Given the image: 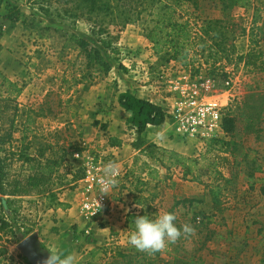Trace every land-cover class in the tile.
Masks as SVG:
<instances>
[{
  "label": "rangeland",
  "instance_id": "obj_1",
  "mask_svg": "<svg viewBox=\"0 0 264 264\" xmlns=\"http://www.w3.org/2000/svg\"><path fill=\"white\" fill-rule=\"evenodd\" d=\"M27 1L32 7L26 8V13L20 4L16 5L20 11L19 22L26 25L30 32H34L35 37L31 40L26 38L21 44L15 39L10 41L8 46L2 42L5 33L0 38V82L6 78L22 88V93L17 98L19 115L16 128L18 132L14 135L12 151L16 152L22 147L24 152L31 156L43 153L44 159L60 156L64 151L67 154L65 163L74 169L80 168L78 161L73 157L75 154L87 152L94 161L113 159L122 171V177L109 197L115 205L105 218L91 223L96 226L104 224L107 226L109 224L107 220L115 213L121 214L126 205L132 206L137 200L140 201L138 204L140 208L148 211L150 215L164 211L170 212L175 201L204 200L201 204L186 203L172 210V213L176 215L178 226L189 224L195 229L190 236L182 237L162 251L150 253L139 251L129 246L128 242L122 245L126 249H122L119 247L118 233H111L109 243L113 246H100L101 256L98 264H129L128 262L130 264H167L173 257L190 258L198 264H264V183L257 184L253 191H249L248 187L243 185L239 186L236 192H225L221 199L224 212L213 216L208 190L196 183L181 180L183 183L194 184L200 189L199 199L178 200L182 194L181 183H175L176 186H172L170 180L177 179L179 170L170 167L166 158L163 165L156 163V166L160 168L159 173H153L152 176L156 178L151 180L148 176L142 175L149 169L144 167L143 164L147 158L141 155L140 151L131 157L134 159L132 165L119 161L115 156L103 155V149L95 142L102 137L101 132L109 127V123H114L116 126L119 124L118 119L109 118V113L115 108L111 97H115L117 91L115 93L112 88L107 89V84L110 85L111 82L106 81L108 78L101 74L93 75L90 83L75 84V78L80 79L82 72L88 76L90 71L85 70V59L70 48L73 43L67 40V36L74 35L98 48L95 38L90 35L89 24L84 19L77 21L64 16L63 10L69 5H56L54 0ZM1 2L3 3V0ZM46 2L50 3L49 7L46 6ZM219 8L220 6L210 3L202 4L195 13L200 17L199 22L195 23V30L200 32L202 28L205 29L208 26L207 21L221 19ZM188 10L190 13L193 12V9ZM230 13L231 18L214 27L218 33L215 44L229 54L228 57L219 59L214 67L226 69L227 78L225 79L221 73H210L213 69L212 61L205 63L204 60H200L193 65H183L179 62L163 63L152 55L140 25L127 26L119 34L115 44L118 54L115 57L110 54L107 56L110 59L115 58L111 60L112 65L121 62L122 71L126 76L130 74L134 76V81L147 93L148 100L156 101L159 105L163 103L167 110L166 100L172 99L167 82L180 73L188 76L192 83L199 87L206 81L210 82L205 95L214 97L212 100L221 99L223 115L230 105H232L230 108L232 114H238L239 108L236 109L237 105L233 100L240 102L250 90L256 87L264 93L262 88L264 73L255 72L252 68L242 69L241 64L238 66L235 64L236 56L250 52L258 70L264 68V0H249L245 9L233 8ZM38 15L52 17L57 26L55 34L52 32L53 28L41 25L42 21L36 18ZM30 35L33 36V33ZM213 35V33L210 34V36ZM137 36L145 39L146 46L139 44ZM123 38L127 39L126 45H123L121 41ZM135 65L140 66V69H136ZM227 80H230L228 86L225 85ZM105 82H107L106 85ZM101 90L106 92L111 105L106 106V110H102V115L98 116L101 105L97 104L98 109H96L93 102H96L95 97L101 93ZM26 114L30 115L33 123L30 126L31 132L27 133L28 136L20 146L21 125L25 122ZM240 127L241 124H238V128ZM124 129L130 144L139 149L138 141H134V129L127 123ZM222 138L228 140L225 135ZM238 138L241 139L242 134ZM180 141L189 146L192 152L191 155L182 156L192 157L205 152L206 145L196 143L194 140L180 139ZM248 145L257 151L264 163V143H255L251 137ZM7 148L6 146V151L0 154V159L8 158L6 161L8 170L10 174H13L18 170L19 165L11 162ZM140 156L144 158V161L140 159ZM259 178H264V174L259 175ZM72 191L77 196L76 191ZM133 195L141 196V198L133 201ZM29 204H31L29 201H22L21 209L23 206L27 208ZM117 204L121 208L117 207ZM205 215L210 217V222L203 219ZM115 220L116 217H114ZM258 231L261 233L258 234ZM31 235L33 234L2 238L0 264H26V259L18 245ZM207 237L209 239L206 241ZM237 241L241 244L238 247L234 245ZM118 252H122L126 257L117 258Z\"/></svg>",
  "mask_w": 264,
  "mask_h": 264
},
{
  "label": "trees",
  "instance_id": "obj_2",
  "mask_svg": "<svg viewBox=\"0 0 264 264\" xmlns=\"http://www.w3.org/2000/svg\"><path fill=\"white\" fill-rule=\"evenodd\" d=\"M49 1V0H42ZM56 5L68 6L64 8L63 15L74 20L84 19L89 24L90 35L95 38L99 47L92 46L88 41L74 35L67 36L73 45L70 48L77 51L85 59V70L90 71L88 76L83 72L80 79L75 78V84L90 83L93 75L106 76L111 71L112 63L107 55L118 54L116 42L119 34L127 27L133 25L142 26L143 36L150 46L152 55L163 63L179 62L183 65H193L194 62L204 60L212 61V73H221L225 76V68L218 67L219 59L228 57L229 54L219 45L215 44L218 36L215 26L224 20L231 18L233 8L245 9L249 0H54ZM43 2V3H44ZM204 3L220 6L221 19L207 21V27L200 32L195 30V23L199 22V16L195 13ZM47 7L50 3H45ZM0 6L2 2L0 1ZM4 19L11 22H19L20 11L16 5L5 3ZM188 9H193L190 13ZM57 14L59 12L57 11ZM214 25V26H213ZM213 26V27H211ZM213 33V36L210 34ZM222 37V36H221ZM219 37V38H221ZM236 66L242 65V69L252 68L255 72L264 73V68L258 70L253 55L249 52L236 56ZM264 88V84H262ZM22 93V88L17 83L3 78L0 82V154L10 152L11 162L17 163L18 170L10 174L7 157L0 159V240L19 236H27L32 233V223L21 216V204L27 197H47L50 205L61 206L55 203V194L66 186L74 187V184L82 178V170L74 169L65 163L67 154L62 151L60 156L44 159L43 153L28 155L24 149L12 151L14 135L18 132L16 122L19 115L17 98ZM118 105L121 109L130 113L126 120L137 135L138 145L142 143L140 135L148 126H161L168 114L158 105L149 101L136 98L129 92L118 96ZM238 114H232L229 106L227 112L222 115L221 128L224 138L212 139L206 145L205 152L197 156L186 157L172 151L163 150L149 145L141 153L155 164L166 158L169 166L179 170L181 180L196 183L207 189L210 197L213 216L222 214V197L225 192H236L239 186L246 185L249 191H253L257 184L264 183V163L259 158L257 151L248 145L249 138L253 142L264 143V93L256 87L250 90L240 102L233 100ZM33 120L30 115H25L22 124L19 144L31 132L30 126ZM238 124L241 127L238 128ZM242 134V138H238ZM109 147L118 146L117 140L109 138ZM72 165V164H71ZM147 167V164H143ZM149 169V168H148ZM155 170H148L147 175L151 180L156 176ZM261 191L263 189L261 188ZM204 200L175 201L172 210L182 204H201ZM137 204L140 201L137 200ZM149 214L141 210L138 213H129L126 216L125 228L132 233L133 220L137 216ZM150 215V214H149ZM203 219L210 222V217L205 215ZM261 232L258 231V234ZM209 237L206 238V241ZM122 252L117 253V258H125ZM25 263L27 261L25 260ZM130 264V262H128ZM167 264H198L197 261L186 258L173 257Z\"/></svg>",
  "mask_w": 264,
  "mask_h": 264
},
{
  "label": "crops",
  "instance_id": "obj_3",
  "mask_svg": "<svg viewBox=\"0 0 264 264\" xmlns=\"http://www.w3.org/2000/svg\"><path fill=\"white\" fill-rule=\"evenodd\" d=\"M15 1H17V3H15ZM5 3H11L13 5L20 4L24 9V13H26L27 9L32 7L27 0H24V3L23 0H3L2 6H4ZM32 13L36 15L35 12ZM4 16L5 11L3 7H0V19L5 27V35L2 38L4 45L8 46L10 41H15V39L18 40L19 44H21L24 39L28 38L31 40L35 37V33L30 32V29L27 28L26 25L20 22L11 23L5 20ZM38 16H36V18L37 20L42 21L41 25H44L46 28H53L52 32L55 34L57 26L54 24L52 17ZM31 33H33V36L30 35ZM126 35L128 37V34ZM137 39L139 40V44L146 46V42L143 37L140 38L137 36ZM121 41L123 42V45H126L127 39L123 38ZM119 46H121V43H119ZM120 64L112 65L111 71L105 76L108 78L106 81L111 82L110 85L105 82V85L107 84V89L112 88L113 92L115 93L117 91L116 96L111 97L113 98L112 105L115 108L109 113V118L112 120L113 118L118 119L119 124L116 126L114 123H109V127L105 131L101 132L102 137H100V139L99 137H96L99 139V141L97 140L95 143L100 145L99 147L103 149V155H107L108 157L115 156L119 161H122L125 164L129 163V165H132L134 160L131 159V157L135 156L137 151H140V154L142 155L141 150L149 145H153L163 150L172 151L179 155H191L192 152L190 147L183 144V142H181L180 139H178L174 134V120L170 117L167 118L161 126H148L144 130V132L140 135L142 143L139 144V149H136L132 144H130L131 142L128 141L124 129L126 120L130 117V113L119 107L117 101L119 94L129 92L136 98L143 99L158 105L168 114V116L172 114L173 107L171 99L166 100L168 104V110L163 106V103L159 105L156 103V101L153 102L150 99L148 100L147 93L141 89V85L134 81V76L132 74L126 76L120 68ZM139 64L141 63L139 62ZM135 68L140 69V66ZM105 93V91L101 90V93L97 94L95 97L97 98V100H94L96 102L92 101L96 105V109H98L97 104L101 105L98 116L102 115L101 111L106 110V106L111 105V101L108 100V95ZM120 117H122L121 120ZM134 136V141H137V135L135 132ZM109 138L116 139L118 146L109 147L107 144ZM83 155L88 154L87 152H84ZM140 159L144 161V158L141 156ZM77 161V164L81 166L83 160ZM145 163L147 164L149 170H155L159 173L160 168H158L154 162L146 159ZM142 175H147V173H142ZM177 176V179L172 178L170 181L172 186H176L175 183H181L182 194L181 198L178 200L189 198L199 199V197H201L200 189H198L196 185L183 183L180 179L181 175L178 173ZM72 190L73 188L66 186L55 194V203H59L61 206L50 205V199L47 197L42 198L32 196L23 199V201H29L31 204H29L27 208L24 206L22 207L21 216L29 220V223L31 222L33 224L32 234L35 236L36 242L41 251L46 256L50 255L48 250L71 253L76 256L78 264H98L99 258L101 256V251L99 249L100 246H113L111 243H109V234L111 233H118L117 237L120 238L119 247L126 249L122 245H126L131 234L125 228L126 216L129 213L140 212L142 210L140 206L137 203H133V205H130L129 207L126 205L125 210L121 214L115 213L109 220H107V223H109L107 226L106 224L96 226L88 223L83 218L79 211V197L76 196ZM133 197L134 195L132 196L133 201L135 199L141 198V196ZM133 201L131 200V204ZM124 203L126 204V202ZM116 206L121 208V206L118 204ZM114 217H116L115 221ZM124 240L125 244H123ZM210 242L213 243L214 241ZM210 242H208V244ZM236 243L237 244L234 245H237V247L241 245L238 244L239 241Z\"/></svg>",
  "mask_w": 264,
  "mask_h": 264
},
{
  "label": "built area",
  "instance_id": "obj_4",
  "mask_svg": "<svg viewBox=\"0 0 264 264\" xmlns=\"http://www.w3.org/2000/svg\"><path fill=\"white\" fill-rule=\"evenodd\" d=\"M4 31L5 27L0 21V38ZM229 81L225 82L226 86ZM209 85L210 82L206 81L199 87L188 76L180 73L167 82L173 107L169 117L174 120V134L180 139L207 145L212 139H219L224 135L221 128L222 102L221 99L212 100L214 97L205 95ZM73 157L83 160L80 166L83 176L74 184L73 190L79 197L80 213L91 224L105 218L115 205L109 198L114 189L109 194H100L99 188L104 166L114 160L94 161L83 154H75ZM117 176L119 181L122 177L119 166Z\"/></svg>",
  "mask_w": 264,
  "mask_h": 264
},
{
  "label": "clouds",
  "instance_id": "obj_5",
  "mask_svg": "<svg viewBox=\"0 0 264 264\" xmlns=\"http://www.w3.org/2000/svg\"><path fill=\"white\" fill-rule=\"evenodd\" d=\"M117 171L118 165L115 162H108L104 166L99 185L100 194H109L118 185ZM176 219V215L168 211L137 216L133 220L134 229L128 243L139 251L155 253L194 233L195 229L191 225L178 226ZM48 251L50 255L43 264H78L76 256L71 253Z\"/></svg>",
  "mask_w": 264,
  "mask_h": 264
},
{
  "label": "water",
  "instance_id": "obj_6",
  "mask_svg": "<svg viewBox=\"0 0 264 264\" xmlns=\"http://www.w3.org/2000/svg\"><path fill=\"white\" fill-rule=\"evenodd\" d=\"M18 248L29 264H43L44 260L48 258L41 251L33 235L23 239L18 245Z\"/></svg>",
  "mask_w": 264,
  "mask_h": 264
}]
</instances>
